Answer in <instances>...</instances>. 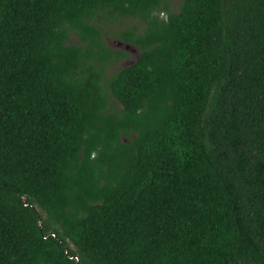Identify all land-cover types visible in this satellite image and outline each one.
Listing matches in <instances>:
<instances>
[{
	"label": "trees",
	"instance_id": "16d2710c",
	"mask_svg": "<svg viewBox=\"0 0 264 264\" xmlns=\"http://www.w3.org/2000/svg\"><path fill=\"white\" fill-rule=\"evenodd\" d=\"M0 264H264V0H0Z\"/></svg>",
	"mask_w": 264,
	"mask_h": 264
},
{
	"label": "rangeland",
	"instance_id": "374dc122",
	"mask_svg": "<svg viewBox=\"0 0 264 264\" xmlns=\"http://www.w3.org/2000/svg\"><path fill=\"white\" fill-rule=\"evenodd\" d=\"M178 4V0H168V10H176ZM165 11L159 12V16H164ZM94 25L98 27L101 31V38L103 41L110 46L123 47V43H125L121 38H119L116 33L118 30L124 29L126 27L134 26L137 31H141L143 27V23L139 21L137 18L132 16H124V17H109L108 14L104 13L102 16L94 20ZM67 41L77 43L78 38L74 32L69 33ZM121 43L118 44L117 42ZM127 43V42H126ZM127 54L119 57L118 59L111 61L107 64L105 71L110 72L114 69H117L123 65H126L130 61H132L137 53V48L135 45L128 43V46L125 48ZM106 99V109L105 111H111L113 108L119 109L120 104L108 93ZM119 137L126 141V137L123 134H120ZM111 152V161L113 163V170H116L119 166H121L125 160V155L123 153H119L118 151L112 150ZM95 154V151L92 152Z\"/></svg>",
	"mask_w": 264,
	"mask_h": 264
},
{
	"label": "water",
	"instance_id": "95a60500",
	"mask_svg": "<svg viewBox=\"0 0 264 264\" xmlns=\"http://www.w3.org/2000/svg\"><path fill=\"white\" fill-rule=\"evenodd\" d=\"M117 43L120 44L121 42L118 41ZM122 45H123L124 48H126L128 46V43H123Z\"/></svg>",
	"mask_w": 264,
	"mask_h": 264
}]
</instances>
